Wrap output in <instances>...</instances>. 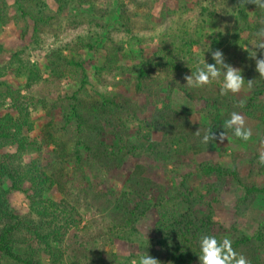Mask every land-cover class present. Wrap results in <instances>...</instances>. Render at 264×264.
<instances>
[{
  "label": "trees",
  "instance_id": "trees-1",
  "mask_svg": "<svg viewBox=\"0 0 264 264\" xmlns=\"http://www.w3.org/2000/svg\"><path fill=\"white\" fill-rule=\"evenodd\" d=\"M53 1L57 10L47 0H0V25L31 35L0 65V264H264V221H251L252 234L227 228L213 206L235 182L236 215L247 216L264 196L254 180L262 156L248 177L238 166L196 162L172 191L141 164L121 189L106 184L128 158L170 161L243 141L244 120L264 138V0H172L158 16L161 0ZM99 48L104 62L91 81L84 53ZM241 78L252 94L246 105L233 89ZM131 88L139 101L121 95ZM176 93L202 103L209 123L177 110ZM35 112L46 118L38 133ZM194 177L209 181L200 189ZM13 192L26 196L27 214L13 208ZM150 214L157 219L144 233ZM118 241L128 255L113 249Z\"/></svg>",
  "mask_w": 264,
  "mask_h": 264
},
{
  "label": "rangeland",
  "instance_id": "rangeland-1",
  "mask_svg": "<svg viewBox=\"0 0 264 264\" xmlns=\"http://www.w3.org/2000/svg\"><path fill=\"white\" fill-rule=\"evenodd\" d=\"M10 4L14 2V0H7ZM48 4L54 10H57V5L53 0H47ZM166 3L170 6L174 5L172 0H161L160 3L156 6L154 13L156 16L159 15L160 9ZM216 29V26L209 25L206 27L205 33H213ZM30 33L24 36L22 34L21 28L15 26L13 23H10L6 26L0 25V43L5 46L6 51L0 55V65L6 63L11 55L23 48L30 42ZM155 50V45L150 47L149 52H153ZM198 50L197 48L195 49ZM150 52V53H151ZM104 53L99 48L98 51L89 52L86 51L84 53L85 60L87 61V69L91 78V81L94 80V73L98 66L103 64L104 62ZM126 63H130L129 58H126ZM235 72H239V68L235 69ZM48 72L45 73V77H47ZM12 84L15 85H23V80H15L10 77L6 78ZM63 91L70 92L72 90V85L68 86L67 82L63 84ZM131 89L121 90V95L128 97L134 101H139V96H136L135 91ZM235 96L238 98L241 104L246 105L251 97V92L248 88L247 81L242 79L238 81L234 85ZM110 91H112L110 89ZM175 95H179L176 97V109L181 111L182 113H190L189 119L193 124H206L208 122V118L204 117L202 114L203 104L202 103H193L189 101L185 95L176 93ZM141 100V104H142ZM139 103V102H138ZM2 112V111H1ZM0 112V114H1ZM148 115V114H147ZM34 117L37 122V133L39 129H41L42 125L46 122V118L44 114L41 112H35ZM143 116H141L142 118ZM240 128L242 132L245 134L246 139L243 141H239L234 138H227L222 141V145H214V146H203L199 153H195L193 149H188L187 152L175 154L170 161L162 160V161H154L146 156H142L139 158H128L127 162H124L118 171L113 172L111 175L107 177L106 184L110 189H121L123 187V183L128 178L130 173H132L133 169L137 165H143L146 167L145 176L152 179L158 185H164L167 191L175 190L176 187L180 184V179L177 175L182 173L185 170V167L193 165L194 163H200L204 161H217L224 165L234 167L238 166L243 177H248L251 170V160L255 155H260L264 158V138L261 136V129L255 122L251 120H244L240 123ZM146 133V132H144ZM36 134V133H35ZM143 135V134H142ZM141 135V137H142ZM140 138V137H139ZM160 134H154V140H160ZM140 142V140L135 139V143ZM174 149H177L175 146ZM223 149V150H222ZM225 149V151H224ZM254 180L257 182V185L260 187L264 186V171L260 174H255ZM209 180L203 179L202 177H194L192 179V184L200 189L205 187V183H208ZM228 189L223 192V195L220 198L218 203L213 204L216 218L215 220L222 223L227 228H230L232 225H237L239 228L242 226V229H245L247 233L252 234L256 231L258 226L255 223H260L264 221V196L259 195L254 203L253 208L248 212L245 218H240L236 215L235 205H236V197L242 195V193L237 189V184L228 182ZM230 189V190H229ZM204 193V190H203ZM158 194V190L155 191L154 195ZM52 197L59 198L60 195L55 191L52 193ZM11 203L13 208L19 214H27L28 212V201L26 196L20 192H13L11 194ZM197 208V207H196ZM201 209V211L199 210ZM199 212H206V207L202 206L197 209ZM156 215L150 214L149 219L144 221L140 229L147 233L156 222ZM255 223H253V222ZM258 223V224H259ZM246 226V227H243ZM113 249L118 253L119 256H124L129 254L128 245L126 242L118 241L113 246Z\"/></svg>",
  "mask_w": 264,
  "mask_h": 264
}]
</instances>
